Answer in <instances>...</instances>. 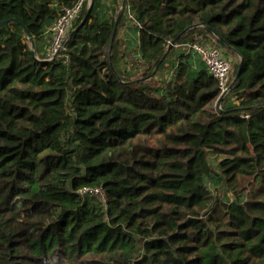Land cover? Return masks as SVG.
<instances>
[{"label": "trees", "instance_id": "1", "mask_svg": "<svg viewBox=\"0 0 264 264\" xmlns=\"http://www.w3.org/2000/svg\"><path fill=\"white\" fill-rule=\"evenodd\" d=\"M74 2L0 0V264H264V0H87L48 61ZM193 35L241 64L219 108Z\"/></svg>", "mask_w": 264, "mask_h": 264}, {"label": "built area", "instance_id": "2", "mask_svg": "<svg viewBox=\"0 0 264 264\" xmlns=\"http://www.w3.org/2000/svg\"><path fill=\"white\" fill-rule=\"evenodd\" d=\"M86 1L75 0L69 7L62 6L60 13L47 29L46 56L48 61H51L62 50ZM128 17L131 18L130 15ZM174 47L185 54L197 57L202 62L206 71L216 80L220 97L228 93L233 65L232 61L224 55L222 47L203 42L199 35H193L191 39L174 45ZM77 195L82 200L93 198L105 205V195L101 188L84 187L77 191Z\"/></svg>", "mask_w": 264, "mask_h": 264}, {"label": "crops", "instance_id": "3", "mask_svg": "<svg viewBox=\"0 0 264 264\" xmlns=\"http://www.w3.org/2000/svg\"><path fill=\"white\" fill-rule=\"evenodd\" d=\"M105 4L101 3V10L106 12L107 15L110 14L115 8H116V2L115 0H105ZM137 36H138V32L137 30L133 27V24L131 23H126L124 27L121 28L120 32H119V37L122 39L123 43H125V52H129L133 49H135L136 43H137ZM48 38V36H45L44 41H40L36 44V48L37 51L39 53V55L45 57V53L47 52V43H46V39ZM224 55L232 60V56L225 51ZM119 63L122 66V68L126 69L127 72H131L133 71L134 67H133V62L134 59L137 60V55L135 56H130V55H121L119 56ZM203 68H205L203 65H201ZM166 79V75L165 74H158L154 77L155 81H164Z\"/></svg>", "mask_w": 264, "mask_h": 264}, {"label": "water", "instance_id": "4", "mask_svg": "<svg viewBox=\"0 0 264 264\" xmlns=\"http://www.w3.org/2000/svg\"><path fill=\"white\" fill-rule=\"evenodd\" d=\"M92 3H93L92 0H90V1H89V9H88V13H89L90 10H91ZM123 7H124V3H123V5L121 6L120 11H119V14H118V16H117V18H116L115 25H114V29H113L112 37H114V35H115V31H116L117 24H118L119 19H120V15L122 14ZM88 13H87V14H88ZM86 18H87V15H86L85 17H83V19L81 20L79 26H78L76 29H74L73 32H76L78 29H80V28L84 25V23H85V21H86ZM2 24H3V23H0V26H1ZM177 40H178V38L175 39V40H173V41L170 43V47L174 46V45L176 44ZM31 54L34 55L33 48H31ZM240 69H241V64H239V65L237 66V70H236V74H235V77H234V81H233V83L230 85L228 91L231 90V88H232L234 82L237 80V78H238V76H239V73H240ZM221 100H222V97H220V98L217 100V102H216V107H217V108H219Z\"/></svg>", "mask_w": 264, "mask_h": 264}, {"label": "rangeland", "instance_id": "5", "mask_svg": "<svg viewBox=\"0 0 264 264\" xmlns=\"http://www.w3.org/2000/svg\"><path fill=\"white\" fill-rule=\"evenodd\" d=\"M90 1V0H89ZM102 1V3L103 4H105L106 2H105V0H101ZM107 1V0H106ZM213 166H215V163L213 162ZM213 184V182H208L207 183V186H208V188L211 190V192H213L214 193V195L215 196H217V194L218 193H220L221 195H220V198H221V200H223V201H231L232 199H233V197L230 195V194H226L225 195V192H224V190L221 188V187H219V186H217V185H212ZM92 200H90V204H92V205H99V206H104L102 203H100L99 201H97L96 199H93V198H91ZM101 204V205H100Z\"/></svg>", "mask_w": 264, "mask_h": 264}]
</instances>
